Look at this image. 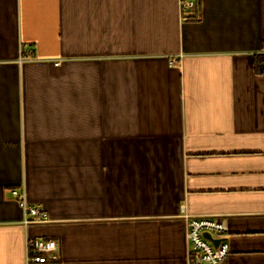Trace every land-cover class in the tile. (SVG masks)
<instances>
[{"label": "crops", "instance_id": "0c3cea01", "mask_svg": "<svg viewBox=\"0 0 264 264\" xmlns=\"http://www.w3.org/2000/svg\"><path fill=\"white\" fill-rule=\"evenodd\" d=\"M180 1L0 0V264H187L191 216L264 264V0Z\"/></svg>", "mask_w": 264, "mask_h": 264}, {"label": "built area", "instance_id": "2783aa9c", "mask_svg": "<svg viewBox=\"0 0 264 264\" xmlns=\"http://www.w3.org/2000/svg\"><path fill=\"white\" fill-rule=\"evenodd\" d=\"M181 11L190 15L198 12L199 0H181ZM176 64L177 61L173 60ZM13 198L24 211L23 225L47 223L48 214L39 206L29 204L23 194L13 189ZM229 229L224 222L215 217H189L187 223V241L189 245L187 264H223L230 254V244L227 239ZM209 234L219 240L218 246L204 235ZM26 264H55L59 261L60 251L57 242L50 238L33 237L27 235Z\"/></svg>", "mask_w": 264, "mask_h": 264}, {"label": "trees", "instance_id": "16d2710c", "mask_svg": "<svg viewBox=\"0 0 264 264\" xmlns=\"http://www.w3.org/2000/svg\"><path fill=\"white\" fill-rule=\"evenodd\" d=\"M185 19L188 21H197L199 19L198 13L190 14L185 16ZM253 67L255 74L263 75L264 74V53L254 54Z\"/></svg>", "mask_w": 264, "mask_h": 264}, {"label": "water", "instance_id": "95a60500", "mask_svg": "<svg viewBox=\"0 0 264 264\" xmlns=\"http://www.w3.org/2000/svg\"><path fill=\"white\" fill-rule=\"evenodd\" d=\"M204 236L209 239L214 244V246H218L219 240L213 239L209 234H205Z\"/></svg>", "mask_w": 264, "mask_h": 264}]
</instances>
